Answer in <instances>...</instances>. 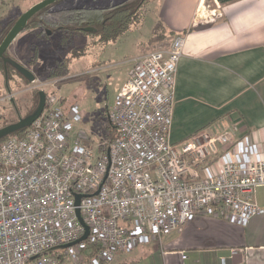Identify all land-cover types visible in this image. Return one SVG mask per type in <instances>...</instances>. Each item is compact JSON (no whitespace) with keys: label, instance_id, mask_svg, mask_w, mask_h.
Returning <instances> with one entry per match:
<instances>
[{"label":"built area","instance_id":"1","mask_svg":"<svg viewBox=\"0 0 264 264\" xmlns=\"http://www.w3.org/2000/svg\"><path fill=\"white\" fill-rule=\"evenodd\" d=\"M209 8L199 10L201 23L220 16ZM184 43L177 36L135 60L107 114L115 137L99 157L81 134L72 139L80 108L63 109L55 96L23 138L0 145V264H81L88 245L99 248L89 264H112L198 215L246 227L264 213L256 202L264 150L249 135L204 134L181 152L171 143ZM77 210L87 240L49 256L84 236Z\"/></svg>","mask_w":264,"mask_h":264},{"label":"crops","instance_id":"2","mask_svg":"<svg viewBox=\"0 0 264 264\" xmlns=\"http://www.w3.org/2000/svg\"><path fill=\"white\" fill-rule=\"evenodd\" d=\"M209 1H158L165 30L157 32L151 49L185 38L171 143L181 152L204 134L228 133L233 141L249 135L264 150V0ZM203 5L220 16L201 23ZM256 202L264 210V186ZM112 264H264V213L246 227L223 215H198L160 241L119 254Z\"/></svg>","mask_w":264,"mask_h":264},{"label":"rangeland","instance_id":"3","mask_svg":"<svg viewBox=\"0 0 264 264\" xmlns=\"http://www.w3.org/2000/svg\"><path fill=\"white\" fill-rule=\"evenodd\" d=\"M41 1L3 0L0 5V40L6 37V32L21 15ZM132 1L135 0H65L51 10L53 14L50 19L56 24L60 17L56 12L70 6L107 9ZM158 1L146 0L143 10L146 14L145 18L142 15L144 22L141 26L107 43H100V38L96 36L82 35L65 42V37L58 33L51 37L46 35L47 30L52 31V27L35 31L25 29L10 47L8 55L29 68L37 80L30 83L9 67L6 70L7 83L6 75L0 70V129L18 122L19 116L24 118L32 114L39 105V92L43 91L48 95L53 94L59 103L62 102L63 109L71 106L80 108L83 120L74 124L72 139L81 134L93 155L99 157L102 144L112 140L115 135L114 125L107 118L108 110L113 108L116 97L128 81L135 60L149 52L158 31L161 34L163 30L164 34ZM159 46L150 52L158 50ZM85 53L86 57L83 58ZM33 56L35 62L29 64ZM62 61L65 62L63 66H67L64 75L47 79L49 74L58 71L55 66Z\"/></svg>","mask_w":264,"mask_h":264},{"label":"trees","instance_id":"4","mask_svg":"<svg viewBox=\"0 0 264 264\" xmlns=\"http://www.w3.org/2000/svg\"><path fill=\"white\" fill-rule=\"evenodd\" d=\"M217 1L220 4L225 5L239 0H217ZM63 2L64 1H59L54 5L48 7L47 9L43 10L35 17H33L29 21L26 30L35 31V30H39L42 27H46V28L52 27L51 32H53V34L58 33L59 35H62L63 38L65 37L64 38L65 42L72 40L74 37L78 35L79 36L82 35L87 37L96 36L100 38L99 41L100 43L101 42L107 43L115 40L116 37H119L122 34L126 32H130L133 29H136L139 26H141V24L144 22V20L142 19L143 18L142 15L144 14V18H145V14H146V12L143 11L144 8H146L145 6L146 0H136L134 2L132 1L129 3L124 2L116 6L109 7L107 9L86 7V6H80V7L70 6L61 9L62 11L56 12V14H58L60 17H59V21L56 22V24H53L50 19V15L53 14L51 13V10L59 6ZM85 28H93L95 31L93 33H84L83 29ZM9 31L10 30H8V32ZM3 40L4 39L0 40V44ZM8 52L6 54V58H8ZM34 52L35 54L37 53V51L35 50ZM85 57H86V53L85 56H83V58ZM34 62H35V56H33L28 63L34 64ZM63 63L65 62L64 61L60 63L58 62L57 65L55 66V68L58 69V71L49 74L47 79H53L64 75L67 66L65 68V66H63ZM9 67L13 69L9 64L5 66L4 62L0 61V70L4 72L3 73L4 75H6L5 74L6 70ZM46 95H47V99L49 98V96H54L53 94L48 95L47 93ZM59 105L62 106V102H60ZM46 108H48V105L46 106ZM27 131L28 129H24L9 137L3 138L2 140H0V145L10 138H18V139L23 138ZM98 250L99 248L97 246L88 245L87 252L84 254L83 261L81 264H89L90 260L98 255ZM48 255L57 257L59 253L54 252L51 254L49 253ZM59 259L62 261V256H60Z\"/></svg>","mask_w":264,"mask_h":264},{"label":"water","instance_id":"5","mask_svg":"<svg viewBox=\"0 0 264 264\" xmlns=\"http://www.w3.org/2000/svg\"><path fill=\"white\" fill-rule=\"evenodd\" d=\"M59 1H65V0H43L39 3H37L36 5H34L33 7H31L28 11H26L23 15L20 16V18L17 20V22L13 25V27L10 29V31L7 33L6 37L4 38V40L1 42L0 44V61L4 62V65L7 66L8 64L17 71V73L19 75H21L25 80H27L30 83H34L37 79L35 77V75L29 70L27 69L25 66H23L22 64H20L19 62L6 58V54L9 51L10 47L12 46V44L16 41V39L19 37V35L25 31V29L28 26L29 21L35 17L37 14H39L40 12H42L43 10L47 9L48 7L54 5L55 3L59 2ZM95 30L93 28H85L83 29L84 33H93ZM46 35L49 37L52 35V32L50 30L46 31ZM6 82L8 83V75H7V71H6ZM39 105L36 109V111L26 117V118H22L19 117L18 122L10 124L8 126H5L3 128L0 129V140H2L3 138L9 137L21 130L24 129H29L30 127L33 126V124L39 120L46 108V101H47V95L45 92L40 91L39 92ZM98 193H96L95 195H97ZM82 198H84V196L82 195H78L76 196V205L79 206L80 202L82 200ZM77 217L79 222L81 223V225L85 228V234L84 236L77 242L72 243L70 245H64L61 247H58L56 249H53L52 252L58 251V250H64L67 249L69 247L75 246L81 242H84L87 240L88 236H89V229L87 227V225L85 224L83 218L81 217L80 211L77 210ZM37 259V257H34L32 259V261H35Z\"/></svg>","mask_w":264,"mask_h":264},{"label":"flooded vegetation","instance_id":"6","mask_svg":"<svg viewBox=\"0 0 264 264\" xmlns=\"http://www.w3.org/2000/svg\"><path fill=\"white\" fill-rule=\"evenodd\" d=\"M135 1H136V0H135ZM133 2H134V1H133ZM1 4H2V3H1ZM52 35H53V33H52ZM52 35H51V36H52ZM51 36H49V37H51ZM8 58L12 59L9 55H8ZM12 60H14V59H12ZM23 66H24V65H23ZM25 67H26V66H25ZM26 68H27V67H26ZM27 69H29V68H27ZM13 70H14V69H13ZM29 70H30V69H29ZM14 71L17 73L16 70H14ZM30 71H31V70H30ZM20 76H21V75H20ZM21 77H22V76H21ZM35 111H36V110H35ZM35 111H34V112H35ZM34 112H33V113H34ZM33 113H32V114H33ZM32 114H30V115H32ZM30 115H28V116H30ZM28 116H26V117H28ZM19 117H21V116H19ZM26 117H24V118H26Z\"/></svg>","mask_w":264,"mask_h":264}]
</instances>
